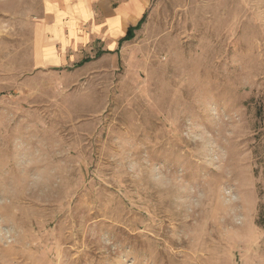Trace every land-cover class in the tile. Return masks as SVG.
Returning <instances> with one entry per match:
<instances>
[{
	"label": "rangeland",
	"instance_id": "374dc122",
	"mask_svg": "<svg viewBox=\"0 0 264 264\" xmlns=\"http://www.w3.org/2000/svg\"><path fill=\"white\" fill-rule=\"evenodd\" d=\"M48 1L0 0V264H264V0H152L117 53L42 68ZM126 141L187 188L132 179Z\"/></svg>",
	"mask_w": 264,
	"mask_h": 264
},
{
	"label": "crops",
	"instance_id": "0c3cea01",
	"mask_svg": "<svg viewBox=\"0 0 264 264\" xmlns=\"http://www.w3.org/2000/svg\"><path fill=\"white\" fill-rule=\"evenodd\" d=\"M152 0H49L48 26L40 41V67L72 68L117 53ZM84 65H87L85 63Z\"/></svg>",
	"mask_w": 264,
	"mask_h": 264
},
{
	"label": "clouds",
	"instance_id": "9594fccd",
	"mask_svg": "<svg viewBox=\"0 0 264 264\" xmlns=\"http://www.w3.org/2000/svg\"><path fill=\"white\" fill-rule=\"evenodd\" d=\"M185 133H187L185 139L188 142L195 143L197 147L194 149L203 153V155H198L195 159H200L218 170L217 161L211 146L213 133L196 126H193L189 131H185ZM125 145L126 150L121 153L123 159L119 160L118 166L122 167L132 179L146 181L154 190L161 193L181 192L187 188V181L183 174L174 173L165 165H157L150 155L139 156L140 147L138 144H131L126 141ZM33 180H39V177H34ZM205 198L204 193H200L195 199L181 200L179 204L189 209L197 208ZM223 198L226 206H232L238 202L239 195L231 188H225ZM0 243L14 244L15 230L13 228L0 230Z\"/></svg>",
	"mask_w": 264,
	"mask_h": 264
},
{
	"label": "trees",
	"instance_id": "16d2710c",
	"mask_svg": "<svg viewBox=\"0 0 264 264\" xmlns=\"http://www.w3.org/2000/svg\"><path fill=\"white\" fill-rule=\"evenodd\" d=\"M144 22V19L141 21V23L137 26V27H135V28H131L129 31H128V33H127V35H126V37L121 41V43H120V46H122V44H124V43H126V42H129V41H132L134 38H135V32L137 31V30H139L140 28H141V26H142V23ZM89 62V60H85L83 63H81L79 66H82L83 64H85V63H88ZM257 116H258V118L259 119H264V108L263 107H261L258 111H257ZM263 226H264V224H263Z\"/></svg>",
	"mask_w": 264,
	"mask_h": 264
}]
</instances>
